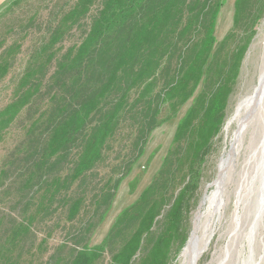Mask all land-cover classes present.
Listing matches in <instances>:
<instances>
[{
  "label": "trees",
  "instance_id": "1",
  "mask_svg": "<svg viewBox=\"0 0 264 264\" xmlns=\"http://www.w3.org/2000/svg\"><path fill=\"white\" fill-rule=\"evenodd\" d=\"M224 5L76 0L58 19L0 110L1 141L31 104L44 101L17 148L20 214L8 225L0 221V264L44 257L51 232L37 242L33 226L47 228L59 215L72 227L44 264H100L106 257L108 264H172L188 240L206 162L264 14V0H234L231 30L216 46ZM71 28L83 29L81 40L59 51ZM17 50L1 58L0 80ZM189 103L148 187L120 212L106 240L90 247L150 135Z\"/></svg>",
  "mask_w": 264,
  "mask_h": 264
},
{
  "label": "rangeland",
  "instance_id": "2",
  "mask_svg": "<svg viewBox=\"0 0 264 264\" xmlns=\"http://www.w3.org/2000/svg\"><path fill=\"white\" fill-rule=\"evenodd\" d=\"M14 1L0 0V60L8 49H12L16 45L19 46V50L15 52L12 59L9 73L0 80V110L12 100L17 80L24 71L29 56L48 39L47 35L56 25L58 19L70 11L76 2V0ZM224 1L225 5L217 16L214 32L216 46L232 27L234 0ZM262 17L259 25L255 28L256 35L251 40L243 59L240 77L229 103L226 121L220 136L214 142V151L206 162L204 180L199 190L200 196L190 216L189 234L192 231L190 240L188 245L186 247L184 245L180 250L172 264H187L192 246L195 251L200 249L193 264H233L237 259L240 249L237 247L236 252L230 246V230L233 223L232 217L242 194L240 192L241 184L244 181H250L256 171V167L253 168L255 158L248 148L251 144V126L248 124L250 119L246 118L248 116L251 118V113L247 112L246 103L254 91L253 88L258 84V68L264 44V14ZM85 22L88 24L89 19H86L84 24ZM82 31L83 29L80 28H71L64 41L58 44V50L64 51L79 42L83 35ZM43 106L44 101L41 99L31 104L30 111L23 113L0 141V174L4 170L8 171V176H3L0 179V221L3 222V226L8 225L10 219H16L20 214V205L18 204L21 201L20 178L13 172L21 159L17 148L23 141V127L29 120V115L37 113ZM189 108L190 103L181 109L175 119L161 125L150 135L144 150L145 154L136 162L130 175L124 179L109 213L89 239L90 247L99 245L106 240V235L120 212L133 204L140 193L148 187L152 177L161 167L162 159L174 137L178 120ZM244 164L247 165L246 168H244ZM101 171L106 170L102 169ZM249 186L252 187L251 184ZM244 189H246V185ZM248 190L249 188L246 193ZM248 197L249 195H247ZM199 204L200 209L196 212ZM262 215L260 221H262L264 242V213ZM57 222L60 223V227L55 226ZM47 226L45 228L37 223L33 227L34 233L37 234V242L43 238V235L51 232L47 240L48 253L44 257L38 252L32 254L31 257L26 255L28 260L25 262L26 264H44L49 251L65 238V234L72 227L65 223L63 216L60 215L49 220ZM244 234L246 237L243 242H250L253 238V229L245 231ZM253 253L254 250L250 244L242 257L251 261ZM107 258L100 264H108ZM213 259H217V261L214 262ZM218 260L220 261L218 262Z\"/></svg>",
  "mask_w": 264,
  "mask_h": 264
},
{
  "label": "bare ground",
  "instance_id": "3",
  "mask_svg": "<svg viewBox=\"0 0 264 264\" xmlns=\"http://www.w3.org/2000/svg\"><path fill=\"white\" fill-rule=\"evenodd\" d=\"M260 61L261 63L258 68V84L253 88L254 91L251 93L246 103L247 112L251 113V118L249 116L246 118L250 119L248 124L251 126V144H249L248 148L252 151L251 154L255 158L253 161V168L256 167V171L252 175V178H250V181H244V183L241 184L240 192H242V194L232 217L233 223L230 230V246H232L236 252L237 247L240 249H238L239 253L233 264H264L263 227L262 221H260V216L264 213V44ZM249 156L252 157L250 154ZM246 167L247 165L244 164V168ZM248 184H251L252 187ZM245 185L246 189H244ZM248 188V193H246ZM247 195H249L248 198ZM252 229V240L250 242H243V239L246 237L244 234L245 231H251ZM250 244L254 250L251 261L242 257ZM199 252L200 249L195 251L192 246L187 264H193ZM212 261L215 262L217 259H213ZM219 261L220 260H218V262Z\"/></svg>",
  "mask_w": 264,
  "mask_h": 264
},
{
  "label": "water",
  "instance_id": "4",
  "mask_svg": "<svg viewBox=\"0 0 264 264\" xmlns=\"http://www.w3.org/2000/svg\"><path fill=\"white\" fill-rule=\"evenodd\" d=\"M263 95H264V92H263ZM201 204V203H200ZM200 204L198 205V209H197V211L196 212H198L199 211V209H200ZM192 230H193V225H192ZM191 233H192V231H191ZM191 233L189 234V238H188V240H187V242H186V244H185V247H186V245H188V242H189V240H190V235H191Z\"/></svg>",
  "mask_w": 264,
  "mask_h": 264
}]
</instances>
